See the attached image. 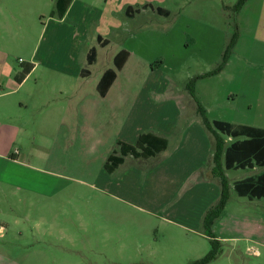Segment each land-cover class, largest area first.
<instances>
[{
	"label": "rangeland",
	"instance_id": "374dc122",
	"mask_svg": "<svg viewBox=\"0 0 264 264\" xmlns=\"http://www.w3.org/2000/svg\"><path fill=\"white\" fill-rule=\"evenodd\" d=\"M119 1L114 0L115 5L106 9L104 0H77L73 11L76 14L60 22L56 0H0V61L18 69L19 73L33 53L38 62L61 63L66 67L75 55L76 69L91 71L90 80L83 84L88 82V86H94L107 65L117 72L112 57L128 47L125 42L147 60L153 59L152 68L158 62L163 66L158 72L155 70L145 87L159 86L162 82L168 93L179 90L187 95L185 88L190 83L196 84L197 75L206 71L208 63L218 61L219 64L220 60L222 63L221 31L229 38L237 28L238 0H190L203 4L194 9L179 8L171 0H160L169 17L158 18L151 12L140 16L134 13V20L125 16V7L118 5ZM128 1L133 9L146 3L158 5V0ZM260 4L261 0H246L240 18L252 16L250 22L256 21L258 17L251 11L257 10ZM185 17L199 19L209 28L201 54L202 46L196 49L185 46L191 44L188 34L192 31L188 30ZM142 25L147 30L135 39L130 37L136 35L131 31ZM194 26L190 25V29ZM99 33L109 40V47L101 49L97 45ZM92 47H96L97 62L90 67L86 56ZM218 64L209 70L212 74L208 89L204 82L195 85L197 94H207L208 104L225 99L220 88L226 84L213 79L218 74H213ZM40 71L37 73L40 80L57 76L48 69ZM122 76V80L127 77L131 80L125 87L133 97L143 87L148 71L126 70ZM217 111L215 108L212 114L216 115ZM13 131L0 127V144L6 142L10 153L18 149L14 145L16 139L13 140L17 134ZM65 150L68 151L65 154L67 170L58 182L52 181L49 196L22 189L13 194L7 191L6 196L0 197V223L4 225V232L0 234V255L3 256L0 264H190L209 253L211 245L207 235L215 237L216 234L212 229L205 234V214L201 220L198 214L199 208L206 207L208 200L214 198L203 196L194 186L215 181L179 182L165 174L150 175L147 169L155 161L143 160H127L125 168L111 175L105 173L100 158L87 157L80 164L71 149ZM130 165L141 167L140 172H132ZM253 173L256 174L239 170L229 177L233 181L234 177ZM247 202L230 189L226 207L214 223L222 218V231L232 230L233 237H241L236 234L233 223L241 213L254 211ZM257 208H263L264 212V203ZM209 264H264V255L255 258L245 251L243 242H220L219 254Z\"/></svg>",
	"mask_w": 264,
	"mask_h": 264
},
{
	"label": "crops",
	"instance_id": "0c3cea01",
	"mask_svg": "<svg viewBox=\"0 0 264 264\" xmlns=\"http://www.w3.org/2000/svg\"><path fill=\"white\" fill-rule=\"evenodd\" d=\"M171 1L179 8L194 9L198 5H203L190 0ZM160 2L158 0L156 6L150 3L142 4L141 8L137 9H133L128 0H120L118 5L125 7V16L131 20L135 18L134 13L140 16L151 12L158 18L169 17V11L162 7ZM76 3L77 0L72 1L60 22L76 14L77 11L73 13ZM112 5H115L114 0H104V8L108 9ZM243 7L244 4L236 12V31L229 34V38L224 30L221 31L223 44L220 49L221 56L227 51L233 37L235 41L224 67L213 78L226 84L220 88L225 94V99L217 104L215 102L208 104L207 94L205 93V96L197 94L195 85L204 82L205 89H208L211 81L209 70L218 64V61L208 63L206 71L197 75L194 96L189 93L187 87L185 91L188 96L179 90L168 93V88L162 82L159 86L149 83L150 88L145 87L155 70L158 72L163 69L160 62L152 68L153 59L147 60L140 54L141 52H135L134 48L125 42L123 44L128 47H124L112 57V63L115 65L114 59L121 53L123 65L117 70L115 79L104 95L99 93L98 84L105 72L112 69L109 65L95 80L94 86H88V82L87 84L83 82L90 80L91 71L89 75L82 77L83 69L78 71L74 65L75 55L69 59V65L66 67L61 63L38 62L34 53L31 54L26 64H32L33 69L22 83H17L14 78L18 74V69H12L7 63L0 61V127L14 130L13 133L17 134L13 137V140L16 139L14 145L18 148L14 153H10L11 151H7L6 142L0 144V197L6 196L7 191L13 194L22 189L43 197L49 196L52 181L58 182L67 170L65 154L68 151L65 149H71L75 159L79 158L80 164L84 158L94 157L100 158L104 167L109 156L117 152L118 143L135 145L141 135L151 134L164 138L167 141L166 149L149 159L127 156L115 171L125 168L127 160L155 161L154 166L147 169L150 175L165 174L179 182L204 179L215 181L212 184L194 186L196 191L203 193V196L214 198L212 201L208 200L206 207L199 208L198 217L201 220L208 209L219 200L220 186L212 173L214 138L202 123L197 112L198 105L203 108L209 122H225L234 126L264 130V0H261L257 10L251 11V14L256 13L258 17L254 22L249 20L253 18L252 16L240 18ZM157 8L166 10L168 16L158 15L155 12ZM127 9L130 16L126 14ZM106 16L109 17L110 14ZM186 19L189 23L188 30L192 31L188 34L191 44L185 46L190 49L202 46L200 49L202 51L199 52L201 54L202 42L208 37L209 28L199 19ZM92 21L100 23L99 20ZM190 25L197 26L190 29ZM144 30H147L146 25L139 26L131 31V34L136 35L130 37L135 39ZM97 37L108 42L105 47H100L97 43L101 49L109 47L110 42L104 35L100 33L96 35V42ZM96 62L97 52L96 60L90 67L95 66ZM140 68L148 71V76L143 87L132 97L128 93L129 88L125 87L131 80L129 77L122 80L121 77H124L122 75L126 70ZM41 69L50 70L57 75L56 78L40 80L37 73L41 72ZM65 77L70 79L67 81ZM215 108L218 111L213 115ZM216 133L223 139L225 148L237 140H243ZM221 163L229 190L233 189L235 182L264 174V167H253L245 170H251L256 174L238 179L234 177L231 181L229 174L239 170H225L224 154ZM139 168L141 167L130 165L132 172L139 173ZM247 201L255 212H243L238 218H234L233 223L237 230L236 234H241V237H233L232 230L224 233L220 225L222 218L214 223L211 229L219 242H243L245 251L255 258H261L264 255V212L263 208L257 207L264 203V198ZM8 209L12 211V208ZM3 232L4 225L0 223V234ZM2 257L0 255V261Z\"/></svg>",
	"mask_w": 264,
	"mask_h": 264
},
{
	"label": "trees",
	"instance_id": "16d2710c",
	"mask_svg": "<svg viewBox=\"0 0 264 264\" xmlns=\"http://www.w3.org/2000/svg\"><path fill=\"white\" fill-rule=\"evenodd\" d=\"M73 0H57L55 3L56 14L59 19H61L66 11L68 10L70 4ZM246 0H238L235 10L239 11L240 8ZM155 12L158 15L167 17L168 12L166 10L157 8ZM129 9H127L126 14L129 15ZM54 16V13H52ZM235 37H233L227 51L223 55V61L220 66L214 71L213 74L219 73L224 67L227 59L230 56V50L233 47ZM97 43L100 47H105L108 45L107 41H103L100 37H97ZM96 48L92 47L86 58L88 66H91L96 60ZM121 53L118 54L114 61L116 70L121 69L124 60L121 59ZM32 64H23L21 71L15 76V81L17 83H22L24 79L32 71ZM210 73L209 75H211ZM89 75V70L84 69L81 73L82 77ZM116 77V72L113 70H108L103 75L102 79L98 84V90L101 95H104L111 83ZM189 93L194 96V86L192 83L187 85ZM198 114L202 119L204 127L209 130L214 138V150L212 156L213 175L218 179L220 186V198L219 200L209 209L205 214L203 221L205 227V234L211 232L212 225L222 214L229 197V186L228 180L224 175L222 168V155L225 157V170H245L252 169L253 167H264V130L246 127V126H234L230 123L225 122H209L203 108L198 105ZM222 134L223 136L230 137L232 139L243 138V140H237L227 148H225V143L223 139L216 132ZM167 147V141L164 138L156 137L151 134L141 135L135 145H129L125 143L117 144V152L109 156L106 163L104 164V170L106 173H113L124 161V158L131 156L135 159H149L158 153L163 152ZM233 190L239 197H244L249 200L263 199L264 198V174L249 177L247 179L235 182L233 185ZM210 238V251L202 259L192 262L190 264H209L210 262L216 260L219 250L220 242L212 236V234L207 235Z\"/></svg>",
	"mask_w": 264,
	"mask_h": 264
}]
</instances>
